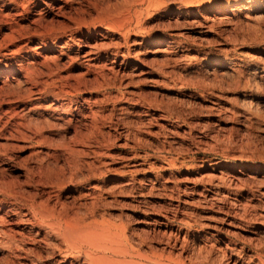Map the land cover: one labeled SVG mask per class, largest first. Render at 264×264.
Listing matches in <instances>:
<instances>
[{
	"label": "rangeland",
	"instance_id": "374dc122",
	"mask_svg": "<svg viewBox=\"0 0 264 264\" xmlns=\"http://www.w3.org/2000/svg\"><path fill=\"white\" fill-rule=\"evenodd\" d=\"M91 1H82L81 26L68 18L76 9L66 17L51 1L42 23L33 3L21 10L26 17L0 4L20 26L65 32L62 43L26 32L16 42L0 23V86L11 84L5 99L16 98L9 106L28 103L33 90L36 115L56 119L20 113L2 120L0 200L20 206L37 198L67 211L115 264H235L229 258L237 251L243 264H259L264 0ZM26 44L35 57L21 70L28 79L17 83L21 73L9 75L5 65ZM52 105L57 111L47 110ZM3 207L0 226L18 238L0 235V264L74 262L27 209Z\"/></svg>",
	"mask_w": 264,
	"mask_h": 264
},
{
	"label": "bare ground",
	"instance_id": "6f19581e",
	"mask_svg": "<svg viewBox=\"0 0 264 264\" xmlns=\"http://www.w3.org/2000/svg\"><path fill=\"white\" fill-rule=\"evenodd\" d=\"M48 1H51L52 2V6L54 7H50V8H53L55 10H57V12H59V14L61 13V15H66L67 17V14L68 13H71L73 12L75 9V13H73L72 15H69L68 18L70 20V22L72 23H78L79 26H81L80 23H84L83 22V19L85 17V8L83 6H81L82 4V1L83 0H0V4H2L4 7H8V6H11L13 7V9H15V12H16V15L17 17H26L24 16L23 13H21V10H23L24 13H26L25 10L29 11L31 9L30 8V5L31 3H33V8L35 7V14H34V18H37L39 19L38 21L35 19L34 21L36 22H41L45 19V13L47 12L48 10ZM93 1V0H92ZM91 1V2H92ZM103 1V0H102ZM107 1V0H106ZM259 1V0H257ZM50 2V3H51ZM89 2V1H88ZM86 1V3H88ZM94 2H96V0H94ZM42 3L44 6H46L45 8L43 9H39L40 7V4ZM263 3V1L261 2ZM95 3H93V6H94ZM97 4V3H96ZM95 4V5H96ZM101 4V3H100ZM103 4V2H102ZM106 4V3H105ZM260 4V3H259ZM84 5V4H83ZM87 5V4H86ZM92 6V5H91ZM98 6V5H97ZM104 6V4H103ZM1 8V7H0ZM84 8V9H83ZM104 8V7H101V9ZM11 9V8H10ZM29 9V10H28ZM52 9V10H53ZM78 9V10H77ZM97 9V8H96ZM237 9V8H236ZM12 10V9H11ZM44 10L45 13L43 12ZM99 10V9H98ZM2 11V10H1ZM7 11V10H6ZM88 11V10H87ZM56 12V13H57ZM88 13V12H87ZM221 13V12H220ZM10 14V13H9ZM31 14V13H30ZM58 14V13H57ZM76 15L73 16V15ZM8 15V13H7ZM3 16L1 13H0V23L2 22H5L3 26H8V33L4 36L5 38H7L6 40H9V41H16V42H23V38H22V34H24V32H26L25 34L27 35H31L34 39L36 38H40L42 39L44 42H51L52 39H54L56 42H61L63 40V34H65V32L63 34H61L60 32H54L50 29H44V28H40L38 25L33 27L32 26H20L18 22H16L15 18L14 20L12 19L13 17V14H12V17L11 16ZM11 15V14H10ZM15 15V14H14ZM33 15V13H32ZM11 17V18H10ZM31 17V16H30ZM57 17V16H56ZM33 18V19H34ZM32 19V20H33ZM65 19V18H64ZM45 21V20H44ZM52 21V20H51ZM21 22V21H20ZM35 22V24H36ZM54 24V22L52 23ZM62 25V24H61ZM63 26V25H62ZM67 28V26H66ZM1 30V29H0ZM61 30V29H60ZM59 30V31H60ZM63 30V29H62ZM1 33V32H0ZM9 34V35H8ZM24 37V36H23ZM4 38V39H5ZM33 39H28L27 41H31ZM36 41V40H35ZM66 42V41H65ZM62 43V42H61ZM22 44V43H21ZM46 44H49V43H46ZM28 44L26 45H22L21 48H20V53H22V55L19 53L18 55L17 54H14V57L11 58L12 60L7 64L5 65V67L7 68L5 72H7L9 75H16L17 73H23V68L25 67V64L26 63H29V62H25L28 58H31V57H35L34 54H32V49L30 47L27 46ZM48 47V46H47ZM46 47V48H47ZM50 47V46H49ZM54 48V47H53ZM38 46L34 48V51L37 55H39L37 52L38 50ZM61 50V53L65 56L66 52V49L62 46V48H60ZM68 49V48H67ZM53 51V50H52ZM88 54L92 53V52H87ZM68 56V55H67ZM80 56V55H78ZM49 57V56H48ZM70 57V56H69ZM83 57V56H82ZM17 58L20 59V61L18 63H20L19 65L21 67L17 68V66H15V63L14 60H16ZM74 58V57H73ZM58 59V58H57ZM30 60V59H29ZM74 60V59H73ZM32 61V60H31ZM34 61V60H33ZM47 59H45V63H46ZM59 61V60H58ZM36 62V61H35ZM54 62V61H53ZM25 63V64H24ZM31 63V62H30ZM55 63V62H54ZM36 64V63H34ZM42 64V63H41ZM39 65H40V62H39ZM44 65V64H43ZM28 66V65H27ZM37 66V65H36ZM46 66V64H45ZM48 67H51V66H48ZM29 68V66H28ZM27 68V69H28ZM26 69V68H25ZM27 71V70H26ZM24 72L25 74H22L21 73V78L22 79H19V78H16V77H13L12 78V81L14 82H17V83H21L22 80H27L28 77H29V73L27 72ZM5 72H4V75H5ZM30 72V71H29ZM31 73V72H30ZM7 75V74H6ZM32 75V74H31ZM8 78V77H7ZM6 81V80H5ZM29 81V80H28ZM27 81V83H28ZM3 82V81H2ZM23 83V82H22ZM7 82H4L3 85L0 86V129H3L5 127V125L2 124V120H5L4 118L5 117H8V116H12L13 118H18L19 117V114L20 113H28L29 116L32 115V114H35V116H37V121H40V122H45V123H49L50 120H56L54 118V116H52L49 112L45 111L44 114H40V115H36L38 109L40 108V104L38 103L39 102V94H37L36 92H34L33 90H30L29 94L27 95V98L28 99V103H21V104H14L13 107L9 106L10 103H15L16 102V98H6V96L9 97V95H6L7 92H8V88L10 89V85L9 83L7 84ZM13 84V83H12ZM26 84V82H25ZM23 85V84H22ZM16 86V85H15ZM20 86H18L19 88ZM25 87V86H24ZM18 88L16 90H18ZM22 88V87H20ZM23 89V88H22ZM15 90V89H14ZM15 90V91H16ZM11 91V89L9 90V92ZM13 93V92H12ZM19 94V93H17ZM16 94V95H17ZM42 94V93H41ZM53 94V93H52ZM62 99V98H61ZM24 100V99H23ZM26 101V100H25ZM49 101V100H48ZM56 101V100H55ZM47 102V101H46ZM54 103V102H53ZM7 104V106H6ZM39 104V106H38ZM5 105L7 108L6 110L3 109L2 107H5L3 106ZM64 105V104H63ZM28 106V107H27ZM50 106V105H49ZM47 106V107H49ZM61 108V107H60ZM48 111H57L55 106L52 105L51 107L47 108ZM43 111V110H42ZM40 112V111H39ZM27 114V116H28ZM38 114V113H37ZM61 115V114H60ZM10 116V117H11ZM26 118V117H25ZM8 119V118H6ZM12 119V118H10ZM20 119H22L20 117ZM32 119V118H31ZM15 120V119H14ZM18 120V119H17ZM16 120V121H17ZM60 120V119H59ZM72 120V119H71ZM10 121V120H9ZM35 121V120H33ZM36 121V122H37ZM65 121V120H64ZM35 122V123H36ZM54 122V121H53ZM71 122V121H69ZM14 123V121H13ZM15 123H18V122H15ZM56 123V122H55ZM52 124V122H51ZM13 125V124H12ZM15 125V124H14ZM42 125V123H41ZM47 125V124H46ZM18 126H20V124H18ZM17 126V127H18ZM37 126V125H36ZM22 127V126H21ZM61 127V126H60ZM7 132V131H6ZM21 133V129L19 130L18 128V133ZM13 134V132H12ZM32 134V133H30ZM7 136V135H6ZM13 136V135H12ZM13 138V137H12ZM11 188V187H10ZM14 188V187H13ZM11 190V189H10ZM10 190L8 191L9 193H6L7 197H9V199H13L12 201H16L17 198L14 196L15 193H16V190L15 192H10ZM14 191V189H12ZM11 190V191H12ZM19 193V192H18ZM53 194L50 193V196H52ZM5 196V195H4ZM6 197V198H7ZM35 198V197H34ZM51 198V197H50ZM49 198V199H50ZM4 199V198H3ZM19 201V199H18ZM0 204H1V207L4 206V207H8L10 206V208L12 207L13 208V212H16L17 214L18 213H22V210L24 209H27V212H30L32 214V219L34 218V222L36 225L40 226L41 228H45L46 230L50 231L52 234H54V236H56V238H58L61 242L60 245H64V249L65 250V258L67 261L68 259H73L74 262H72V264H112L113 261L111 260L112 257L110 255H112V252L111 254L108 256V253H110L109 251H111L110 249H108L107 247H104V246H100L98 244H96L95 242H92V240L90 239V242H87V237L84 235V232L85 230L81 227H76L74 226L73 224V221H72V216L70 217V215L68 214L67 211H59L58 208H56V206H51V204L46 200V201H42L41 199L40 200H37V198H35L31 204H25V205H20V206H14L13 203L11 202H8V200H0ZM11 204V205H10ZM55 205V204H54ZM59 205V204H58ZM3 207V208H4ZM11 210V209H10ZM12 212V211H11ZM24 213V212H23ZM22 213V214H23ZM26 213V212H25ZM16 214V215H17ZM75 215V214H74ZM2 216V215H1ZM12 216V215H11ZM19 216V215H18ZM5 217V216H4ZM1 218L0 217V225H2L3 223L5 224V219ZM13 217V216H12ZM24 217V215H23ZM80 217V216H79ZM258 217V216H257ZM6 218V217H5ZM75 218V216H74ZM73 218V219H74ZM83 218V217H81ZM31 219V220H32ZM84 219V218H83ZM18 220V219H17ZM20 220V219H19ZM24 220V219H23ZM22 220V222H23ZM78 220V219H77ZM82 220V219H81ZM84 221V220H83ZM30 222V221H29ZM258 222H261L260 225L262 226V234H264V217L261 218V220H259ZM33 223V221H32ZM78 225V224H77ZM7 227V226H6ZM187 232V231H186ZM9 233V232H8ZM6 232V230L0 226V235L4 238H6L8 241H12V240H15L18 238H15V233L13 235V232L11 233L10 231V234H8ZM46 233V231H45ZM49 234V233H48ZM51 234V235H52ZM18 235V234H16ZM49 235V236H51ZM46 236V235H45ZM185 238V237H184ZM21 239V238H20ZM5 240V239H4ZM177 240V239H176ZM22 241V240H21ZM46 241V240H45ZM18 242V241H17ZM49 243V242H48ZM177 243V242H176ZM232 244V243H231ZM16 245V244H15ZM225 245H228V244H225ZM261 245V244H260ZM184 246V245H183ZM58 247V246H57ZM261 247V246H260ZM62 248V249H63ZM181 249V248H180ZM256 248H254V251H255ZM258 249V248H257ZM259 250V249H258ZM169 252V251H168ZM229 252V251H228ZM262 252V251H260ZM62 253V252H61ZM242 253V251H241ZM264 253V252H263ZM237 254H238V251H237ZM232 254V256L230 255V260L231 263H233L234 261V257L237 258V262L235 264H243V260L245 261V258L243 256V254ZM255 256L258 258V261H259V264H264V255H262L261 253H258L257 250L254 252ZM74 255V256H73ZM229 256V255H228ZM118 257V256H117ZM62 258V257H61ZM137 258L142 260V259H146L145 261L149 262V263H153V260L149 259V258H145L141 253L137 254ZM254 258V257H253ZM252 258V259H253ZM84 259V260H83ZM247 259V258H246ZM251 259V260H252ZM65 260V261H66ZM114 260H117V259H114ZM250 260V262H251ZM64 261V260H63ZM177 261V260H176ZM228 261V260H227ZM54 262V261H53ZM70 262V261H69ZM230 262V261H229ZM71 263V262H70ZM117 263H121L120 261H116V264ZM66 264V263H65ZM115 264V263H113ZM138 264V263H137ZM139 264H142V263H139ZM154 264H165L164 261L162 260H156L154 261ZM252 264V263H251ZM255 264V263H254Z\"/></svg>",
	"mask_w": 264,
	"mask_h": 264
}]
</instances>
